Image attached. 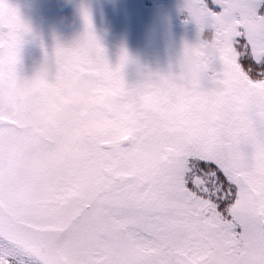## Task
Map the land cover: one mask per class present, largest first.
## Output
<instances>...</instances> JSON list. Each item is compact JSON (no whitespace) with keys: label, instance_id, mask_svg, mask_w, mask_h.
Returning a JSON list of instances; mask_svg holds the SVG:
<instances>
[{"label":"snow or ice","instance_id":"snow-or-ice-1","mask_svg":"<svg viewBox=\"0 0 264 264\" xmlns=\"http://www.w3.org/2000/svg\"><path fill=\"white\" fill-rule=\"evenodd\" d=\"M184 8L196 39L166 72L137 64L129 82L126 50L112 63L99 41L75 42L44 54L72 73L57 83L18 73L30 30L0 0L4 98L45 100L55 126L69 103L61 89L90 75L81 111L96 117L94 134L55 175L45 165L18 176L22 145L0 150V264H264V0ZM82 20L93 29L87 11ZM189 58L202 74L173 79Z\"/></svg>","mask_w":264,"mask_h":264},{"label":"clouds","instance_id":"clouds-1","mask_svg":"<svg viewBox=\"0 0 264 264\" xmlns=\"http://www.w3.org/2000/svg\"><path fill=\"white\" fill-rule=\"evenodd\" d=\"M5 25H0V35H5ZM99 41L94 29H83L77 42L86 49H92ZM200 63L193 58L178 61L171 75L177 81L188 76L202 74ZM36 74L51 77L57 83H62L72 77L68 69H55L51 57H44L36 69ZM25 82L21 78L17 86ZM202 81H196L197 86ZM94 87L90 75L80 74L74 84L63 87L61 92L69 98V103L57 109V115L63 122L51 125L46 122L49 110L48 103L35 95H29L15 100L4 98L0 92V150L8 151L14 145H22V155L15 169V174L31 178L42 166H47L48 176L55 175L70 158L76 156L94 134L96 117L88 111H81L83 98ZM107 193L95 197L96 203H101ZM95 209H90L94 212Z\"/></svg>","mask_w":264,"mask_h":264},{"label":"rangeland","instance_id":"rangeland-1","mask_svg":"<svg viewBox=\"0 0 264 264\" xmlns=\"http://www.w3.org/2000/svg\"><path fill=\"white\" fill-rule=\"evenodd\" d=\"M164 1L157 9L141 7L140 0H8V3L17 11L22 7L32 9L34 25L50 26L52 32L72 28L78 36L84 29L82 11H87L99 42L109 43L102 45L109 61L115 63L123 48L135 62L127 69L134 81L137 64L153 72H166L175 64L183 44L196 39L195 31L184 30L180 36L174 26V18L185 10L186 0ZM18 73L21 74L19 70Z\"/></svg>","mask_w":264,"mask_h":264},{"label":"flooded vegetation","instance_id":"flooded-vegetation-1","mask_svg":"<svg viewBox=\"0 0 264 264\" xmlns=\"http://www.w3.org/2000/svg\"><path fill=\"white\" fill-rule=\"evenodd\" d=\"M22 21L28 26L29 32L23 37L19 51L18 70L20 75L30 78L35 74L38 65L44 58L45 52L51 53L55 45L70 46L77 42L78 35L75 29L69 28L67 31L62 27L52 32L50 26L38 24L34 25L32 17L34 11L30 8L22 7L17 11ZM69 32V33H67ZM102 45H108L107 42H100ZM129 82L132 81L130 75L127 74Z\"/></svg>","mask_w":264,"mask_h":264},{"label":"trees","instance_id":"trees-1","mask_svg":"<svg viewBox=\"0 0 264 264\" xmlns=\"http://www.w3.org/2000/svg\"><path fill=\"white\" fill-rule=\"evenodd\" d=\"M209 3L210 0H209ZM164 4V0H141L142 7H153L159 8ZM191 21L188 18V14L186 10H182L178 13V15L174 18V25L178 30V34L181 36L184 30H188L191 32L195 31V27L192 25Z\"/></svg>","mask_w":264,"mask_h":264}]
</instances>
